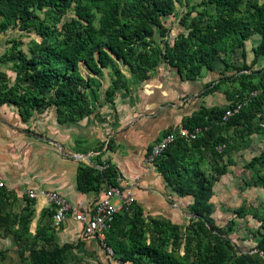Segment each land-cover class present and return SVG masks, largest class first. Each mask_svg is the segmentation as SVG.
Wrapping results in <instances>:
<instances>
[{
	"label": "trees",
	"instance_id": "16d2710c",
	"mask_svg": "<svg viewBox=\"0 0 264 264\" xmlns=\"http://www.w3.org/2000/svg\"><path fill=\"white\" fill-rule=\"evenodd\" d=\"M176 4L191 6V11L201 8L203 11H198L197 15L201 19L208 16L206 22L191 19L186 23L190 16L187 12L180 20L186 34L166 27L165 20L175 14ZM208 9L215 15L211 16ZM68 11L75 16L70 23H64L60 29L48 25L47 20L56 21ZM37 12H43L45 17L41 19ZM10 22L16 23L19 30H33L40 37L39 42H31L28 54L20 49L21 42L12 41L2 56L13 62L15 79L9 82L6 73L0 70V108H13L23 122L29 120L32 111L47 106L52 107L59 124L81 121L92 115L93 106L87 91L92 88L94 77L101 76L115 60L127 65L131 74L143 82L162 64L186 80L194 81L201 78L203 69L214 73V61L219 59L223 65L219 81L213 82L203 95L215 92L221 84L237 80L239 88L230 107L235 96L243 100L252 91L262 90L226 122L222 121V116L227 109L216 108H201L183 119V129H200L201 134L191 143L176 141L153 164L167 187L181 198L193 199L192 204L183 207L192 215L183 233L180 225L168 220L145 221L142 210L133 203L131 212L117 214L104 235V244L120 264H227L233 247L221 236L230 231L233 221L223 229L211 220L210 200L217 179L203 174L195 156L205 152L217 156V148L227 143L219 132L233 130L236 134L238 128L249 127L255 116L264 112V83L252 82L255 77L264 79V69H253L258 60L264 58V0H200L198 3L192 0H0V30H6ZM155 35L162 40L163 47L152 39ZM254 35L259 36L260 41L252 48L253 59L246 65L245 43ZM238 49L244 61L242 67L230 62L231 55ZM81 64L89 77L82 75ZM114 72L116 79L121 80L120 71L115 69ZM228 72L231 75H226ZM46 92L52 93L49 100L44 97ZM255 166L264 167V153L247 164V168ZM214 172L221 176L226 171L216 166ZM258 182L264 184L261 177ZM102 183L118 185L111 166L101 171L88 165L79 167V191L99 190ZM6 199L0 191V226L17 224V229L11 232L22 245L23 238L29 236L33 210L27 205L21 214L12 216L4 212L3 200ZM48 213L52 218L53 213ZM235 214L241 217L242 208ZM148 230L152 235H148ZM45 231L46 227L36 230L30 264H66L68 251L79 243L58 246L52 237H45ZM182 240L181 254L176 249ZM40 241L53 248L47 250L42 245L36 249ZM258 246L264 251V240ZM0 258H3L2 253ZM234 264L259 263L241 254Z\"/></svg>",
	"mask_w": 264,
	"mask_h": 264
},
{
	"label": "crops",
	"instance_id": "0c3cea01",
	"mask_svg": "<svg viewBox=\"0 0 264 264\" xmlns=\"http://www.w3.org/2000/svg\"><path fill=\"white\" fill-rule=\"evenodd\" d=\"M254 36L245 43L246 64H250L253 59L247 44ZM257 38L259 43V36ZM238 50L240 53H236V50L231 55L230 62H235L236 65L244 64L241 50ZM262 60L264 58L258 60L257 69ZM222 71L221 61L216 59L214 73L203 69L201 78L190 81L168 65L162 64L152 72L148 80L140 82L130 93L123 91L116 94L113 106L92 105L93 114L81 121L59 124L53 116L52 107H49L51 109L49 118L40 119L38 123L44 130L43 136L20 134L17 129H12V126L4 125L7 121L3 122L0 119V183L4 186L0 191L7 197L3 200L4 212H10L6 202L13 203V214H19L27 205L33 210L29 236L23 238L22 245L11 232L17 229V224L12 225L10 231L8 228H3L6 231L0 229V253L3 254V258L5 252L7 262L9 257L14 263H24L34 249L32 241L36 230L42 227H46L45 237H52L53 243L58 246L79 243L76 248L71 249L77 250L78 254L84 255L89 251L92 255L96 253L99 256L103 251L100 239L89 241L80 239L82 226L73 218L67 219L60 227H55L45 203L42 200L29 201L25 194L28 190L55 191L74 205L96 203L105 188L104 183L99 186V190L86 193H82L77 187V171L86 162L85 155H89L90 158L88 166L99 171L108 165L114 169L116 178L120 179L122 186L132 193L135 204L142 210L145 220H168L177 225L183 222V226H180L185 228L184 217L187 212L183 207L192 204L193 199L179 197L172 188L166 186L164 178L154 166L145 164V159L155 142L167 133L182 128L183 119L196 114L201 108L225 110L232 105L233 95L236 88H239L237 80L221 84L215 92L203 95L219 81L217 78ZM226 75H231V72ZM0 110L11 114V117L4 116L9 122L13 121L10 119L12 114L17 115L11 107H1ZM37 111H32L30 118ZM16 118L20 119L19 116ZM21 123L25 124L20 119ZM219 148L222 151V147ZM205 154L212 156L210 152ZM225 156L222 157L224 161L221 157L216 161L218 166H223L225 171L229 172V167L233 165L228 163V157ZM235 156L231 154L234 160ZM93 158L98 164L91 163ZM226 172L214 182L213 196L210 200L213 206L211 217L216 209L215 187L222 181ZM217 204L220 206L221 200L218 199ZM26 241L29 243L24 245ZM52 248L51 245L45 247L47 250ZM21 251L24 256L23 262Z\"/></svg>",
	"mask_w": 264,
	"mask_h": 264
},
{
	"label": "rangeland",
	"instance_id": "374dc122",
	"mask_svg": "<svg viewBox=\"0 0 264 264\" xmlns=\"http://www.w3.org/2000/svg\"><path fill=\"white\" fill-rule=\"evenodd\" d=\"M192 1L193 3H198L200 0ZM252 1L258 2L260 0ZM198 11L203 10L201 8H196L195 11H191V6L186 7L185 5L182 6L176 4V12L172 17L165 20V26L186 34L187 31L183 27H180V20L187 12H190V16L186 20V23H189L191 19L200 20L201 23L206 22L208 16L201 19L197 15ZM208 12L211 13V16L215 15L211 9H208ZM244 13L246 12L243 11V14ZM37 15L41 19L45 17L43 12H37ZM74 19V13L72 11H68L62 15L60 19L56 21L47 20V23L56 29H60L64 23L68 24ZM152 39L156 42V44L163 47L162 40L158 36L155 35ZM257 39V36H254L250 40L251 42L247 44L248 51H251V48L258 43ZM12 41L21 42L22 46L20 49L24 53L28 54V48L31 42H39L40 37L36 35L33 30H19L17 24L14 22H10L6 30H0V70L6 73L9 78V82H13L15 79V73L12 69L13 62L3 59L2 56L9 49ZM236 53H240V51L237 50ZM232 64L236 65L235 62H231V65ZM236 66L242 67L243 63ZM256 67V65L253 67L255 71L261 70L264 67V60L259 63L258 69ZM115 69L120 71L121 80L116 79L114 72ZM80 71L85 78L89 77V73L83 64L80 66ZM151 74L152 73H150V75ZM253 80L255 83H264V79L261 80L258 77H255ZM140 82L141 81L136 76L131 74L127 65H122L121 62L115 60L113 66L105 69L101 76L94 77V84L92 88L87 91V93L89 94L91 104L94 107L97 106V104H100V106L103 104L113 106V102L111 101L114 100L116 94L123 93V91L130 93L132 89L139 85ZM113 89L116 90L112 92ZM107 92L111 94L109 97L106 95ZM231 93H233V91H231ZM51 96V92H46L44 94L46 100H49ZM0 111L3 113L1 114L0 112V119L3 122L7 121L5 124L3 123L4 125L12 126V129H17L16 131L23 135L31 136V134H37L43 136L44 130L38 123L40 122V119L49 118V112L51 109L47 106L46 108H42L37 112H34L32 117L29 119L30 121L27 120L25 124H20V119L18 120V118H16L18 116L15 114H12V118H10L13 121L9 122V120H6L5 117L6 115L11 117V114H6L7 112L5 110ZM258 115L255 116L249 127L244 126L243 128H238L235 132L236 134L233 133V130H229L228 132H219V135L221 133V135L226 138L227 143L220 146L222 147V151H220L221 153L217 151V156H211L205 153L195 156V159H198L199 161L198 168L203 172V174L207 176L214 175L217 180L219 176H216L214 172L216 166H218L216 159H219L220 157L222 158L226 155L225 157H228V163L233 165L229 167V172H226L222 181L215 187V196L217 197V200H221V205L219 206L217 204V200L214 201L216 209L211 217L214 224L223 229H226L228 225H230V221H233L230 231H228L225 236H221L222 239L227 240L230 246L233 247L227 264H234L236 257L241 254L248 255L259 264H264V251L259 250L258 246L259 242L264 240V184H257L259 183V177H261L262 181L264 180V167L255 166L253 169L247 168V164L252 157L258 156L262 152L264 153V128L260 126V123L264 121V112L259 113ZM216 135H218V133H216L215 136ZM231 154L236 155L235 160L233 159L234 156L231 157ZM89 159V155H85L86 162H84L83 165H88V162L90 161ZM222 161H224L223 158ZM96 162L95 158L91 160V163ZM218 168L223 169V166H218ZM6 205L10 211L9 214L12 216L21 214L26 207L25 206L22 210H20L19 214H13V203L6 202ZM239 208H242L243 210L241 217H238V215L235 214V211ZM185 215L184 224L187 226L192 215L188 213ZM145 221L149 220L147 219ZM180 225L183 226V222ZM3 228H8L9 231L12 230L11 223L9 225L0 226L1 230H4ZM183 230L184 228L182 227V233ZM148 235H152L150 230H148ZM183 242L184 240H182L179 246H177L176 252H180L181 254L183 253ZM27 243H29V241L24 242V245ZM42 245L45 247L47 246L40 241L36 247L40 248ZM73 245H75V243H73ZM100 247H102L103 251L99 253V256L95 252V254L92 255L91 252L86 251V253L82 255L80 253L78 254L77 250H70L68 252L66 264H99L100 262L101 264H120L117 259L108 255L101 244ZM168 249L172 250V247L169 246ZM6 257V253L4 252V258L2 260L0 259V264H30L29 257L26 258L24 263H14L11 259H9V257L7 262L5 259Z\"/></svg>",
	"mask_w": 264,
	"mask_h": 264
},
{
	"label": "built area",
	"instance_id": "2783aa9c",
	"mask_svg": "<svg viewBox=\"0 0 264 264\" xmlns=\"http://www.w3.org/2000/svg\"><path fill=\"white\" fill-rule=\"evenodd\" d=\"M261 91L260 89L252 91L249 96L243 100L235 96L233 106L225 111L222 116V121L226 122L229 118L238 114L243 107L259 95ZM260 126L264 128V121L260 123ZM205 130L207 129L205 128ZM200 134V129L188 131L183 128L167 133L151 146L147 153L145 164L153 166L155 161L176 141L182 140L186 143H191L195 141ZM219 151H221L220 148ZM117 184V186L105 184L101 197L92 205H84L82 203L75 205L71 204L64 196L55 191L28 190L25 194L29 201L37 202L42 200L45 203L47 209L53 213L52 221L55 227H60L67 219L73 218L74 221L82 226L80 234V239L82 241L100 239L101 245L105 251L109 256H112L113 252L110 248L106 247L103 242L104 235L110 229V225L113 223L116 215L120 213H130L131 207L133 203H135L132 193L122 186L118 178ZM2 187L4 186L0 183V188Z\"/></svg>",
	"mask_w": 264,
	"mask_h": 264
}]
</instances>
